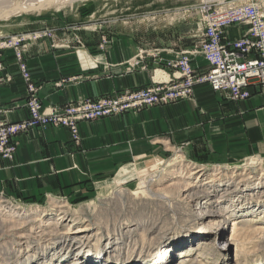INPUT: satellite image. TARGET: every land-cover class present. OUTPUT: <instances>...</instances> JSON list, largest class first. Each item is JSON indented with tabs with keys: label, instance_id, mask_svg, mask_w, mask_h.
I'll use <instances>...</instances> for the list:
<instances>
[{
	"label": "rangeland",
	"instance_id": "obj_1",
	"mask_svg": "<svg viewBox=\"0 0 264 264\" xmlns=\"http://www.w3.org/2000/svg\"><path fill=\"white\" fill-rule=\"evenodd\" d=\"M8 1L0 0V6ZM248 2L264 5V0H73L2 18L0 27L13 33L49 30L51 37L43 36L39 40L48 39L58 46L61 40L69 38L68 41H76L83 47L88 41L104 43L109 37L107 29L117 25L124 35L137 37L139 44L160 47L166 40L173 42L201 36L198 10L203 4ZM40 20L46 21L48 26L41 25ZM66 28L75 29L68 33V30L64 32ZM72 140L79 142L80 135ZM188 149L189 146L183 144H165L157 156L140 158L134 163L149 157H158L159 162L148 163L138 176H126L121 182L111 177L104 183L103 194L95 189L88 195L60 194L34 199L6 197L0 192V218L17 222L5 227L0 238V264H181L185 262L184 257L196 259L197 264H264V153H241L231 160H221L208 152L191 155ZM180 169L182 176H187L191 169L198 172V177L189 178L192 182L198 178L202 183L210 180L212 173L219 174L217 177L223 180L212 182L214 197L219 196L228 179L235 182L245 177V184L239 190L257 189L237 191L238 194L219 200L229 205L226 209L229 219L221 225L224 227L221 230L216 217H205L199 223L192 216L195 211L190 214L191 207L187 211L190 203L184 190L175 185L174 176ZM237 203L241 206L236 207ZM221 205L218 206L223 207ZM10 213L14 218L7 216ZM245 215L251 219L247 222L249 225L242 233L234 235V221L238 222ZM136 221H140L139 225L143 221L157 223L162 229L143 243L139 237L143 235V228L132 224ZM126 225L131 226V232H126ZM207 226L220 228L215 231L206 229ZM79 229L83 231L75 232ZM194 231L203 234L193 236ZM175 234H180L182 239L168 246V252L164 253L168 239ZM72 235L85 239L75 242L71 240ZM22 236L28 237L27 243L22 244ZM223 242L226 245L223 246ZM87 251L101 254L87 255ZM106 254L110 256L105 257ZM118 255L130 258H115ZM148 258V262H141Z\"/></svg>",
	"mask_w": 264,
	"mask_h": 264
},
{
	"label": "crops",
	"instance_id": "obj_2",
	"mask_svg": "<svg viewBox=\"0 0 264 264\" xmlns=\"http://www.w3.org/2000/svg\"><path fill=\"white\" fill-rule=\"evenodd\" d=\"M40 24L48 26L44 20ZM245 29L244 25L230 27L224 41L239 37ZM0 32L14 31L0 27ZM107 33L109 37L100 45L88 41L82 47L64 38L58 46L43 39L28 47L24 59L39 85L37 94L44 107L167 80L172 77V71L164 68L169 51L193 46L201 39L166 40L158 47L139 44L137 37L124 35L117 25ZM142 49L158 54L142 58ZM4 62L12 80L0 84V119L16 122L28 115L26 87L11 51L5 52ZM192 66L199 74L209 68L200 55L193 58ZM79 135V142H74L67 128L53 125L17 134L14 157L0 155V192L6 197L34 199L88 195L95 189L103 194L104 183L110 179L121 182L126 176H138L148 163L159 162L160 158L149 157L134 163L157 156L165 144L187 145L191 155L208 152L221 160L241 153L263 154L264 94L256 90L236 102L202 83L194 86L188 99L83 121Z\"/></svg>",
	"mask_w": 264,
	"mask_h": 264
},
{
	"label": "built area",
	"instance_id": "obj_3",
	"mask_svg": "<svg viewBox=\"0 0 264 264\" xmlns=\"http://www.w3.org/2000/svg\"><path fill=\"white\" fill-rule=\"evenodd\" d=\"M198 11L201 39L193 46L169 51L171 57L165 59L164 64L165 69L172 71L169 79L95 98L79 97L51 108L44 107L38 97L39 85L32 79L24 59L28 47L43 36L51 37V31L0 32V84L12 80L4 62L5 52L11 51L25 82L28 111L26 118L16 122L0 119V155L12 159L16 150L14 137L32 127L62 126L77 140L79 124L83 121L134 113L154 105L189 98L194 86L202 83L209 84L212 90L236 102L249 98L256 90L264 93V5L253 2L229 5L205 3ZM235 25H245L246 29L239 37L224 41L227 30ZM147 54L157 56L158 51H141L142 58ZM197 55L207 62V72L199 74L193 68L192 60Z\"/></svg>",
	"mask_w": 264,
	"mask_h": 264
},
{
	"label": "bare ground",
	"instance_id": "obj_4",
	"mask_svg": "<svg viewBox=\"0 0 264 264\" xmlns=\"http://www.w3.org/2000/svg\"><path fill=\"white\" fill-rule=\"evenodd\" d=\"M9 1H11V2H9ZM9 1L7 3H5V5L0 6V16L2 18H6V17H9L13 14L20 13V12L35 10L36 8H45L48 6L61 5V4H64V3H67V2L73 1V0H9ZM187 174H188L187 176H182V175H184L183 171H181V169L179 171H177V175L174 176V179L177 180V181H175V182H177V183H175V185H177L178 187H180L184 190V194L186 195L188 203H190L188 205L187 211H189V208L191 207L189 213L192 214V212L194 210L195 212L193 213L192 216L194 218L198 219L200 221L199 223H201L205 217L214 216L218 220V225L221 226V225L226 224L228 222V219H229L228 210H226V209H228L229 205L223 203L225 200L224 201L223 200L219 201V200H221L224 197L230 198V196L232 194H234V193L238 194L237 191L240 192V191L244 190V191L248 192L250 190L252 191V190L257 189L254 187H249V188L246 187V188L239 190L240 186H243V184H245L244 183L246 181L245 177L238 178V180L236 179L237 181H235V182H234V179L233 180L228 179V180H225V182L223 184V188L219 192L220 193L219 196L214 197V194L212 195V193H214V190L212 189V187H214L215 184H212V182L214 181V182L220 183V181L222 182V180H223L219 176L217 177V175H219V174H217L215 172L212 173L211 179L208 181L202 182V183L198 181V178H197L198 172L197 171H192V169H191L190 171L188 170ZM193 175H197V177H196L197 179L194 182H192V180L191 181L189 180V178ZM240 183H242V184L239 185ZM214 198H215V200H212ZM213 201H215V202H213ZM214 203H216V206ZM220 203L222 204L221 206H223V207L218 206ZM230 206L232 207L231 204H230ZM240 206H241L240 203L236 204V207H240ZM12 213H14V212H12ZM12 213L7 214V216L14 218V216H13L14 214H12ZM250 215H252V213H250ZM246 216L247 215H245L238 222L234 221L233 229H232V231L234 232L233 233L234 235H237V233H242L241 230L242 229L245 230V228L247 227L246 225H249L247 222H249L251 219L249 217H246ZM24 222H27V220H25ZM139 222L136 221L135 223H132V224H135L134 225L135 228H137L139 226L143 228L142 229L143 235L139 234V237L143 243L147 239L149 241V238H151V236L153 234L160 232V230L162 229V227H159L157 223L154 224V223H150L148 221H143L139 225L138 224ZM16 223L17 222L14 219L12 221H10L9 218L8 219L7 218H0V238L5 233V227L6 228L10 227L11 225H14ZM237 224H239V225H237ZM219 228H220L219 226H214V227L207 226L206 227V229H211V230H215V231H218ZM223 228L224 227L221 226L220 229L224 230ZM237 228H238V230H237ZM175 229H177V228H175ZM193 229H197V228H193ZM263 230H264V228H263ZM82 231H83V229H79V230H76L75 232L80 233ZM127 231L128 232L132 231L130 225H126V232ZM198 234H203V233H200L197 231L191 232V235H193V236L198 235ZM180 238L182 239L180 234L172 235L168 239V244H166L164 246L162 251L164 253H166L168 246H171L174 243H177L178 241H180ZM74 239H75V242H80V241H84L85 238L83 237V238H77L76 239L72 235L71 240H74ZM20 240H23L22 244L27 243L28 237L22 236L20 238ZM222 245L223 246L226 245V242H223ZM86 253H87V255H90L88 253H95L94 256H100V254H101L100 251H87ZM108 256H110V255L106 254L105 257H108ZM121 257L130 258L127 255H121V256L118 255L115 258H121ZM133 259H136V258H133ZM149 260L150 259L148 258V259H145L144 261H141V262L146 263ZM186 260H188V261L186 262ZM195 260L194 259L190 260L187 257H184L185 262H182V263L180 262V263L181 264H197V261H195ZM135 261H137V260H135Z\"/></svg>",
	"mask_w": 264,
	"mask_h": 264
},
{
	"label": "water",
	"instance_id": "obj_5",
	"mask_svg": "<svg viewBox=\"0 0 264 264\" xmlns=\"http://www.w3.org/2000/svg\"><path fill=\"white\" fill-rule=\"evenodd\" d=\"M41 8H36L34 11H36V10H40ZM2 19V17L0 16V20Z\"/></svg>",
	"mask_w": 264,
	"mask_h": 264
}]
</instances>
